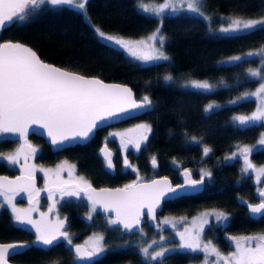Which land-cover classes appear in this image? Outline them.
Listing matches in <instances>:
<instances>
[{"label":"trees","instance_id":"16d2710c","mask_svg":"<svg viewBox=\"0 0 264 264\" xmlns=\"http://www.w3.org/2000/svg\"><path fill=\"white\" fill-rule=\"evenodd\" d=\"M199 5L212 26L222 23L221 16L220 19L215 17L221 14L254 17L264 13V0H199ZM158 24L157 17L138 9L137 0H88L85 12L44 5L42 9L33 10L24 21L0 30V40L26 43L45 61L81 74L128 84L136 98L148 95L152 100L151 107L140 115L98 128L88 141L59 150H50L43 138L30 134V140L40 149L38 157L43 163L51 164L64 156L71 159L78 173L94 186L126 183L135 177L133 172L119 167L117 156L113 155V167L106 168L97 148L105 141L116 154L113 142L105 137L106 129L141 120L151 131L136 152H128V157L142 179L163 174L174 183L183 168L194 178L199 177L202 170L211 173L204 178L200 191L163 201L154 224L145 221L137 232L122 231L109 223V216L95 210L91 212L92 204L86 196L64 201L59 211L66 216L65 226L72 241H80L84 235L94 232L103 238L105 251L91 264L197 261L198 252L179 248L156 260L143 256L140 246L149 239H158L163 234L169 236L167 243L176 242L162 220L169 215L189 218L205 212L227 213L228 219L223 224L209 226L203 233L221 250L229 247L226 234L264 233V212L251 217L237 201L238 196L248 202L255 200L253 184L243 175L238 159H226L238 145L253 144L262 127L258 123L239 125L233 116L254 105L252 99L237 98L257 82L248 73L258 63L259 56L246 53L264 46V31L216 32L201 16L183 11L163 13ZM96 28L122 39L142 37L159 28L165 37L163 51L169 59L141 63L120 46L100 39ZM236 54H244L243 59L225 60ZM260 64L264 76V63ZM166 75L172 80L165 81ZM191 79L207 81L213 87L205 91L186 86ZM209 104L216 107L206 112ZM16 142L0 138V156L11 151ZM205 147L210 149L206 155ZM152 157L156 158L154 169L149 165ZM250 159L255 163L264 161V149L250 152ZM11 172V167L0 157V173ZM32 236L29 230L11 221L6 208H0V241H28ZM9 259L18 264H75L69 244L62 240L51 246L29 244Z\"/></svg>","mask_w":264,"mask_h":264},{"label":"snow or ice","instance_id":"6c2138e0","mask_svg":"<svg viewBox=\"0 0 264 264\" xmlns=\"http://www.w3.org/2000/svg\"><path fill=\"white\" fill-rule=\"evenodd\" d=\"M88 0H0V28L9 26L17 21H24L35 9H42L47 5L50 8L68 7L77 9L81 12L86 11ZM186 3L187 9L193 13L201 11L199 0H166L165 3L150 7L146 4H139L145 12H153L159 15L165 8L172 7L177 10V4ZM208 19V17H205ZM228 21L227 27L219 29L222 33H248L252 34L254 30L264 31V17L257 19H242L225 17ZM100 39L114 43L126 50L133 57L144 61L168 60L169 57L163 51L165 37L158 35L160 29L152 32L146 40L128 41L111 35H106L100 28L95 29ZM156 41L160 47H155L151 42ZM140 46L148 49L141 53ZM247 56H261L264 63V46L256 52H248ZM243 57L232 56L230 61H240ZM253 77H261V70H249ZM165 81H171L170 75L164 76ZM186 86L198 90H211L213 85L207 81H188ZM248 96H257L261 99V104L251 116H237L234 119L241 125L252 122H264V83L253 93H245V99ZM235 103V101H232ZM152 100L148 95L141 98L140 101L133 99L131 89L118 85H105L99 79H88L82 75L63 71L50 64L44 63L31 48L17 42H0V132L19 133L24 144L17 149L14 155L7 156L10 163H16L21 154L24 155L25 161L30 155L36 153V148L27 143L25 139L30 125H38L46 130L47 135L51 138V143L55 146L63 145L70 140H87L94 129L98 128L102 122L121 119L127 115L130 110H140L150 108ZM216 105L209 104L205 111L212 110ZM264 126V124H262ZM138 136L135 140L129 139L127 143H132L139 149L143 141L147 140V133L151 128L147 124L137 125ZM110 136L120 135L124 143L123 135L120 133H110ZM264 135V134H262ZM264 145V139L259 141ZM245 146L239 149L244 155L247 172L249 169L255 171L258 177H264V167L255 168L248 161V153L251 151ZM105 153L107 167L112 168L111 153L101 149ZM206 155L210 149H203ZM236 155V153H233ZM127 159L125 164L127 165ZM152 164L156 166V158L152 157ZM55 173L56 180L52 184L62 196H80L84 193L88 200L95 206L102 204L105 209L113 208L117 214V220H110V224L121 223L124 229L131 230L140 223V209L147 208L148 215L154 214L155 208L160 204L162 198H179L189 189H195L204 182L206 176L211 173L202 170L200 180H193L187 170L184 175L188 177L185 184L172 187L167 179L163 181H152L149 185L138 187L135 183L125 185L123 189H101L97 192L92 186L80 177L75 182L61 181L59 170ZM22 175L15 180H8L7 177L0 178V196H3L8 204L11 205L15 218L20 223H29L36 230V240L43 246H51L60 237H63L72 243L68 233L62 231L63 221L56 225H51L43 221H35L30 217V209H17L12 204L9 193L19 194L27 192L30 203L33 195H38V190L33 184L34 167L22 168ZM45 176L52 175L51 169H41ZM71 175V173H70ZM53 195L49 190V198ZM259 196L264 198V190L259 192ZM249 211L253 214H261L264 211V200L259 204H248ZM215 216L218 222L228 219L224 212L204 213L201 216L200 223L196 225L198 231L195 235L188 233H177L180 237L179 249L190 250L191 252L203 251L205 260L203 264H264V234L257 236H247L242 238H232L235 240L236 251L229 256H223L220 252L211 246V242L201 246L199 231L203 230V225L208 223V216ZM45 216L44 213L41 214ZM90 218V217H89ZM103 238L96 236L92 244L85 248L81 245L75 246V259L85 260L97 257L104 253L105 249L100 241ZM163 239V237H161ZM241 240L246 244L242 245ZM255 241V246H252ZM153 243H156L153 241ZM27 245L16 243H0V264H8L9 258L12 257L18 249L26 248ZM148 247H142L141 252L145 257L151 256L152 260L162 257L169 249H162L149 253ZM209 255H215V262L207 259Z\"/></svg>","mask_w":264,"mask_h":264},{"label":"rangeland","instance_id":"374dc122","mask_svg":"<svg viewBox=\"0 0 264 264\" xmlns=\"http://www.w3.org/2000/svg\"><path fill=\"white\" fill-rule=\"evenodd\" d=\"M166 0H137V7L138 9H140L141 11L145 12L142 8L139 7V4L143 3V4H146V5H149L150 7H154L156 5H159V4H163L165 3ZM178 11H183V12H186V13H190V14H195V15H199V13H193L191 11H189L187 9V6H186V3L184 4H177V10H173L172 7H168V8H165L159 15H156L155 13L153 12H145V13H148V14H151V15H154L155 17H157L158 19V23L160 24V21H161V16L163 13H167V12H178ZM201 16V15H199ZM220 16L222 17V23H219V24H216L214 26H212L209 22V16L204 14V16H201L205 22L207 23L208 27L211 28V30L213 31H219L220 28L222 27H227V24H228V21L226 19H224L225 17H232V18H242V19H257V18H260V17H264V13L261 14V15H258V16H254V17H241V16H235V15H226V14H221V15H218V16H215V17H219L220 19ZM205 17H208V19H205ZM158 24V26H159ZM156 31V28L154 30H152L151 32H149L147 35L145 36H142V37H137V38H124L125 40H128V41H138V40H141V39H144L146 40L147 37L152 33ZM106 35H111V36H114V37H117L119 38V36L113 34V33H107V32H104ZM158 35H161V33L159 32ZM155 47L159 48L160 45L156 42V41H152L151 42ZM114 44V43H113ZM123 49V48H122ZM123 51H125L126 54H128L130 57L138 60L139 62L141 63H149V62H153V61H149V62H144V61H141L135 57H133L132 55H130L126 50L123 49ZM139 51L141 53L145 52V51H148V49L144 48L143 46H140V49ZM258 50H253V51H250V52H256ZM241 56V55H244V54H236V55H232V56ZM232 56H229L227 57L225 60H230V57ZM156 61V60H155ZM262 62V58H260L259 56V60H258V63L251 67L250 69L251 70H257V69H260V63ZM249 69V70H250ZM249 76L250 75V72L248 73ZM253 77V76H251ZM257 79V82L256 84L249 90H246L245 92H243L240 97H243L245 93H253V92H256L262 83H264V76H263V73L261 71V77H255ZM191 80H196V81H204V80H200V79H191ZM191 80H188V81H191ZM187 81V82H188ZM186 82V84H187ZM247 98L249 99H252L253 102H254V105L253 107L248 110V111H243V112H238V113H235L233 118L237 117V116H251L252 113L254 111H256L257 107L261 104V99L258 98L257 96H248ZM235 120V119H234ZM239 125H241L237 120H235ZM250 123H258V124H264V122H252L250 121L249 123L247 124H250ZM140 124H147L145 123L144 121H141V120H135V121H132V122H129V123H126V124H123V125H118V126H112V127H109L106 129V132H105V137L106 138H109L111 139V142H113V146H114V149L116 150V154H117V160H118V166L121 167L122 169H129L130 171L133 172V174L135 175V177L132 178V180H137V179H141V175L138 174L137 172V168L136 166L130 162L129 160V157H128V152H136L138 149L134 146V144L132 143H127V141L129 139L131 140H135L138 136V131L136 130L137 129V125H140ZM148 125V124H147ZM246 125V124H245ZM110 133H120V134H124L123 135V139H124V143H122V138L120 135H117V136H110L109 134ZM264 126L261 127L260 129V132H259V135L258 137L256 138L255 142L253 144H241V145H238L231 153H229L226 157L227 160H234V159H238L241 163V171L243 173V175H246L249 177V179L255 183V185L257 186H261V185H264V177H258L257 176V173L253 170H248L247 172L244 171L245 167H246V164H245V158H244V155L241 154L239 152V149L242 148V147H249L250 149H252L250 152H252L253 150L257 149V148H260V149H264V145L260 144L259 141L261 139H264ZM148 135V133H147ZM144 143V141L141 143V145ZM140 145V146H141ZM21 146L19 145V147L16 148V150L12 153H9L4 157V159L10 163L8 160H7V156L9 155H14L17 151V149H19ZM250 152L247 154L248 155V161L254 165L255 168H261V167H264V161L260 162V163H255L253 162L252 160H250ZM233 153H236V155H233ZM31 159L32 156L30 155L29 158L27 159V161H25V158H24V155L21 154L20 157H19V160L18 162L16 163H11V164H17L16 166L18 167V170H21L22 168H30V167H34L35 170H38V171H41V169H51L52 170V175L50 176H47L46 178L48 179V181H54L56 180V176H55V173L58 171V167L57 166H60V170H59V176H61L60 174H62V177H73L75 181H77L81 176L80 173H77L75 171V168H74V165L68 161H61L59 163H56V164H53V165H49V166H41L39 167L38 169L32 165L31 163ZM125 159H127V165L125 164ZM43 167V168H42ZM42 172V175L45 176V173L44 171H41ZM71 173V175H70ZM200 173H202V171H200ZM61 179V178H60ZM0 202L7 205L8 202L5 200V198L3 196H0ZM12 203H14V201L12 200ZM8 208H10L11 206L10 205H7ZM10 206V207H9ZM12 208V207H11ZM17 209H30V207H19ZM94 210V207L93 205L91 206L90 208V211L92 212ZM49 209L48 211H41V212H38V215L36 216H32L30 214V217L32 220H35V221H41L43 219L44 222L46 223H49L51 225H56L59 221L58 220H61L64 222L63 219H61L60 216L56 215L55 212ZM31 212V211H30ZM44 213L45 216L42 217L41 214ZM205 213H210V212H205ZM202 214L204 213H199L197 215H195L192 220L189 219V220H186V221H183L182 223H178V222H175V221H168V222H165L164 226H166V228H170L171 229V237L175 238L176 239V242L175 243H167V240L169 239V236L167 235H164L162 236L163 239H161V237H159L158 239H149L147 240L144 244H142L140 246V250L142 247H148L149 245H151V247L149 248V253H153V252H156V251H161L162 249L166 248V249H169V250H175V249H178L179 248V244H180V237L177 235V233H184L186 230L188 231V233H191L192 235H195L198 231V228L196 225H198L200 223V220H201V216ZM227 215V214H226ZM13 217L16 220L15 218V214L13 212ZM209 217V218H208ZM207 217V220L210 219V217H213V221L214 222H217V220L215 219V216L212 215V216H208ZM194 220L196 221V225H194ZM19 222V221H17ZM23 224V226H27L29 227L30 229H32L34 231V241L36 240V230L35 228L29 224V223H21ZM206 224L203 225V227L205 226ZM162 226V225H161ZM177 228L178 232H175L174 229ZM62 231H65V226L64 228L61 229ZM69 233V232H68ZM260 234H264V233H252V234H239V235H234L232 237H226L227 238V241L229 243V247L228 249L226 250H221V249H218L217 246L213 243V241L210 239V238H204L201 236V231H199V239L201 241V246H203L204 244H207L209 242H211V246L212 247H215L221 255L223 256H229L231 253L235 252L236 251V244H235V240L232 239V238H242V237H247V236H257V235H260ZM68 236H70V234H68ZM96 236H100V234L98 233H89V234H86L84 235L80 242H82L86 247H89L92 242L95 240ZM60 239L64 240V242L66 244H69L67 240H65L63 237H60ZM153 241H155L156 243H153ZM101 245H102V242L100 241ZM241 243L242 245H245L246 242L241 240ZM255 241H252V246L254 247L255 246ZM103 246V245H102ZM104 248V247H103ZM198 254H199V259L197 261H193V262H188V263H185V264H203L204 260H205V253L203 251H198ZM143 256H145L143 254ZM148 259L152 260L151 259V256L149 255L147 257ZM159 258V257H158ZM157 258V259H158ZM207 259L211 262H215L216 260V256L215 255H209L207 257Z\"/></svg>","mask_w":264,"mask_h":264},{"label":"water","instance_id":"95a60500","mask_svg":"<svg viewBox=\"0 0 264 264\" xmlns=\"http://www.w3.org/2000/svg\"><path fill=\"white\" fill-rule=\"evenodd\" d=\"M2 28H0L1 30ZM7 41H11V42H17V43H20L26 47H29L31 48L33 51H35L32 47H30L28 44L26 43H23V42H20V41H17V40H9V39H6V40H0V42H7ZM38 55V54H37ZM39 57V56H38ZM40 58V57H39ZM41 59V58H40ZM44 63H47V64H50L56 68H59L63 71H67V72H71V73H75V74H79V75H82L84 76L85 78H88V79H99L103 84L105 85H118V86H121V87H127L129 89L130 86L128 84H125V83H122V82H117V81H109V80H104V79H101L99 78L98 76H93V75H85V74H81L79 72H76V71H73V70H69V69H66L64 67H61L59 65H56L52 62H49V61H45L43 59H41ZM132 91V89H131ZM132 97L133 99L137 100V101H140L141 98H136L133 94V91H132ZM147 108L145 109H140V110H130L129 113L127 115H124L121 119H112V120H108V121H104L101 123V125L98 127V128H102V127H106L108 125H112V124H115V123H118L120 121H123V120H126V119H129V118H132V117H135V116H138L140 115L141 113L145 112ZM96 128V129H98ZM93 130V132L89 135L88 139L87 140H70V141H66L63 145H59V146H55L51 143V138L47 135V132L46 130L40 128L38 125H30L29 126V130L26 134V137L25 139L27 140V143H29L28 141V136L30 134H34V135H37L41 138H43V140L45 141V143H47V145L49 146L50 150L52 151H55V150H59V149H62L66 146H69V145H73L75 143H84L86 141H88L92 135L94 134L95 130ZM0 137H5V138H8V139H15V140H18L19 142H21L22 144H24V139H21L20 136H19V133H13V132H0ZM101 149H105L107 152L111 153V160H112V152H111V148L107 145V143L105 141H102L98 148H97V153L99 154V156L103 159L104 161V166L106 168L107 167V161L105 159V153L101 151ZM112 164H113V160H112ZM149 165L152 169H154L155 167L153 166L152 164V159L149 160ZM185 170L188 171L189 175H190V178L193 179V180H200L201 176L197 177V178H194L191 176L190 174V171L187 169V168H183V170L180 172L179 176H180V181L177 182V183H173L171 182V180L169 179V177L167 175H154V176H151V177H148V178H144V179H137V180H130V181H127L126 183H123V184H118V185H113V186H109V185H101V186H94L93 184L89 183L92 188H94L97 192H99L101 189H108V190H115V189H123L125 187V185H129V184H133L135 183L138 187H143L144 185H149L152 183V181H163L165 179H167L168 183L172 186V187H176L178 185H183L185 184V180L188 178L184 175L185 173ZM250 170V169H249ZM22 175V172H19V173H16V174H13V175H8L6 173H0V178H3V177H7L8 180H15L17 177L21 176ZM69 182H75V180H72V181H69ZM33 184H34V187L36 188V179L35 177L33 176ZM50 188H53L56 190V188L54 187V185H51L49 186ZM49 187L47 188H43L42 191H45L46 189H48ZM203 187V183L198 185L195 189H189L187 191V194H192V193H195V192H198L202 189ZM261 190H264V187H261L257 190L256 194L258 197L259 196V192ZM22 193V196L23 198H25L26 195H28L27 192H21ZM81 194H84V193H81ZM85 195V194H84ZM186 195V194H185ZM86 196V195H85ZM87 197V196H86ZM261 198V197H260ZM26 199V198H25ZM169 199H173V198H162L161 201H160V204L155 208V211H154V214L152 216L148 215V209L145 207V208H142L140 209V223L139 225L137 226H134L133 229L131 230H128V229H124L123 225L121 223H115L114 225H116L117 227H119L122 231H132V232H137L140 230L141 228V225L146 221L147 223L149 224H154V220H155V217H156V213L158 211L161 210L162 208V203L163 201H166V200H169ZM264 199V198H262ZM237 201L241 204H243L246 208V211L248 212V214L251 216V217H257L261 214H253L249 211L247 205L248 204H259L262 202V200H259V201H256V202H248L246 199H244L243 197L241 196H238L237 197ZM28 202H30V200L28 199ZM92 204V203H91ZM93 205V204H92ZM94 207V210L96 212H98L99 214H102V215H107L111 218V220H117V214H116V211L115 209L113 208H108L107 210L105 209V207L102 205V204H96ZM263 212V211H262ZM0 243H16V244H24V245H27V247L29 246L30 242L29 241H20V240H8V241H0ZM76 245H81L85 248H87L82 242L80 241H76V242H73L71 245H70V251L71 253L73 254V256L75 257L76 256V253H75V246ZM25 248H21V249H18L16 251L17 252H20L22 250H24ZM73 257V261L75 264H91L92 261L94 260V258H91V259H85V260H80V259H75ZM8 264H18V263H15L11 260H9Z\"/></svg>","mask_w":264,"mask_h":264},{"label":"flooded vegetation","instance_id":"af4514ba","mask_svg":"<svg viewBox=\"0 0 264 264\" xmlns=\"http://www.w3.org/2000/svg\"><path fill=\"white\" fill-rule=\"evenodd\" d=\"M30 135L28 136V141H29V144H31L33 147H35L36 148V153L35 154H32L31 156H32V158L33 159H31V163H32V165L33 166H35L37 169L39 168V167H41V166H43V167H45V166H49V165H53V164H56V163H59V162H61V161H68V162H70V163H72L73 165H74V168H75V171L78 173V171H77V169H76V167H75V164H74V162L71 160V159H69V158H67V157H64V156H60L59 158H57L54 162H52L51 164H45V163H43L40 159H39V157H38V154H39V152H40V149H39V147L35 144V143H33L31 140H30ZM0 138H3V137H0ZM15 140V139H14ZM17 142H16V145L14 146V148L11 150V151H9V152H7L6 154H4V155H2V156H0L2 159H4V157L3 156H5V155H7V154H9V153H12V152H14L15 150H16V148L17 147H19V145L21 146L22 145V143L21 142H19L18 140H16ZM111 152H112V155L114 156V158H116V156H117V154H115L114 152H113V149L111 148ZM113 160V159H112ZM251 160V159H250ZM4 161L7 163V165L9 166V167H11V169H12V172L10 173V174H8V175H13V174H16V173H19V172H22L21 170H18V167L16 166L17 164H11V163H8L5 159H4ZM42 167V168H43ZM251 170V169H250ZM249 170V171H250ZM182 171V170H181ZM181 171H179V173H178V176H179V174H180V172ZM7 174V173H6ZM191 174V173H190ZM61 176H59V178H61L60 180L61 181H72V180H74V178L73 177H62V174H60ZM199 176H201V173H199L198 174ZM33 176L35 177V179H36V190H38V195H33V197H32V202L30 203V202H28V199H29V194L28 195H26L25 196V198H23V196H22V193L20 192L19 194H14V193H9V196L11 197V199L14 201V203H12V204H14L15 205V207L16 208H19V207H30V210H31V212H30V214L32 215V216H36V215H38V212H41V211H48L49 209H51V210H53L54 212H55V214L56 215H58V216H60L61 217V219H63L64 220V224H63V228H64V226L66 225V216L64 215V214H62L60 211H59V208H60V206L63 204V202L64 201H68L69 199H78L79 197H81V198H84L85 197V195L84 194H80V196H62L60 193H59V191H57V190H55V189H53V188H50L49 186H51V185H53L52 184V180L51 181H48V179L46 178V176H43L42 175V172L41 171H38V170H35L34 172H33ZM82 176V175H81ZM252 184H253V192H254V195H255V200L254 201H251V202H256V201H259V200H264V199H262V198H260V197H258L257 196V194H256V192H257V190L259 189V188H261V187H264V185H261V186H257V185H255V183H253L250 179H249V177L248 176H246V175H244ZM83 177V176H82ZM84 178V177H83ZM84 180H86L87 182H88V180L87 179H85L84 178ZM180 181V176H179V180L177 181V182H179ZM177 182H174V183H177ZM47 187H49L48 189H46L45 191H42V189L43 188H47ZM52 190V192H53V195H52V197L51 198H49V190ZM174 199V198H173ZM7 205H10V204H7ZM7 205H5V204H3V203H1L0 202V208H6L7 210H8V212H9V214H10V216H11V221L14 223V224H16V225H19V226H21L22 228H24V229H27V230H29L31 233H32V238L30 239V240H28L29 242H30V244H37V245H40V246H43V245H41V244H38V243H33L34 242V231L32 230V229H30L29 227H27V226H23V224H21L20 222H17V221H15V219H14V217H13V211H12V208L10 207V208H8V206ZM52 211V212H53ZM264 212V211H263ZM262 212V213H263ZM261 213V214H262ZM225 214H227V213H225ZM90 216V213H88L87 214V217H89ZM227 216H228V214H227ZM192 218L193 217H189V218H187V217H176L175 218V216H173V215H169L167 218H164V219H162L163 221H165V222H168V221H176V220H179L178 221V223L180 224V223H182L183 221H186V220H189V219H191L192 220ZM209 218V217H208ZM58 221H61V220H58ZM225 221H223V222H214L213 221V217H210V219L208 220V223L203 227V230L201 231V236L202 237H204V238H210L212 241H213V243L217 246V244L215 243V241L211 238V237H207V236H204L203 235V233L205 232V230L208 228L209 229V226H218L219 224H223ZM65 230L67 231V233H68V230L66 229V226H65ZM174 231L175 232H178V230L175 228L174 229ZM68 234H70V236H69V238L71 239V241H72V237H71V233H68ZM245 235H247V234H245ZM162 236H164L163 234H161V237ZM226 237H232V236H234V235H229V234H226L225 235ZM59 240H62V239H58L57 241H59ZM57 241H55V242H57ZM62 241H64V240H62ZM54 242V243H55ZM73 242H76V241H72V243ZM71 243V244H72ZM71 244H69V247H70V245ZM217 248L219 249V247L217 246ZM23 251V250H22ZM22 251H20V252H17V253H15V254H20ZM14 254V255H15ZM74 257V256H73ZM10 260V259H9ZM12 261V260H11ZM14 262V261H13ZM16 263V262H15ZM48 264H54V263H48Z\"/></svg>","mask_w":264,"mask_h":264}]
</instances>
